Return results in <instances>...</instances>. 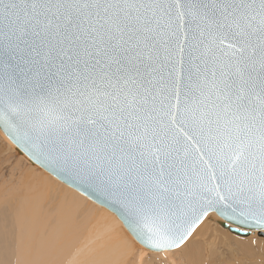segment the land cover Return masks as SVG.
I'll list each match as a JSON object with an SVG mask.
<instances>
[{"label":"snow or ice","instance_id":"obj_1","mask_svg":"<svg viewBox=\"0 0 264 264\" xmlns=\"http://www.w3.org/2000/svg\"><path fill=\"white\" fill-rule=\"evenodd\" d=\"M0 131L149 252L264 233V0H0Z\"/></svg>","mask_w":264,"mask_h":264},{"label":"bare ground","instance_id":"obj_2","mask_svg":"<svg viewBox=\"0 0 264 264\" xmlns=\"http://www.w3.org/2000/svg\"><path fill=\"white\" fill-rule=\"evenodd\" d=\"M0 139L6 154L29 163L24 164V170L18 165L25 174H19L17 181L0 187V264H177V260L173 261L175 251V254L151 253V258H143L148 250L129 235L112 213L33 163L2 131ZM213 221L205 220L182 246L188 247L194 239L204 238L188 252L185 250V260L180 258V264H264V250L255 253L259 247L244 250L241 262L238 258L233 263L222 262L225 254L219 249L224 238L220 234L230 232L216 226L219 220ZM250 235L247 239L229 236L244 243L257 242L264 248V241L254 239L259 232L251 231ZM209 249L214 250L212 255Z\"/></svg>","mask_w":264,"mask_h":264},{"label":"rangeland","instance_id":"obj_3","mask_svg":"<svg viewBox=\"0 0 264 264\" xmlns=\"http://www.w3.org/2000/svg\"><path fill=\"white\" fill-rule=\"evenodd\" d=\"M1 146H2V148H1ZM0 148H1L0 150L2 152L3 151V145L1 143H0ZM0 156H1L0 157V187H3L4 186L6 188L10 184H13L14 181H17V179L19 178V174H21V173L22 174H25V171L22 172V171H19V170H20V168H21V170H24V167H25L24 164L26 163L25 165L26 166H29V163L27 161H24L25 159L24 160H18L17 157L14 154L8 155L4 151H3V154H0ZM27 160L29 161L28 158H27ZM20 161L22 162L21 165L19 163ZM30 164H31V162H30ZM18 165H19L20 168H18ZM42 171H44V170H42ZM58 194H59V191H58ZM3 214H5V213L3 212ZM216 226L218 227L219 225H216ZM221 230L224 231V229H222V228H221ZM210 232H211V230H210ZM228 234L229 235H232L230 233H228ZM220 235H219L220 237H222V238L225 239V240L223 239V241L221 242V248L219 249L220 252H222L223 254H225V255H222V257L224 259L222 262H226L227 261V262H230L231 263V261H232V263H233V262H235V260H238V259H240V262H241V260H242L241 258L244 257L243 251L244 250H247V249H253V248H257V247L261 248V249L256 250V252H255L256 255L261 254L262 253L261 251L264 250V248H262V246H258V243L257 242H252V241L249 242V241H247V243H244L245 241L244 242H240V241L236 240L234 237L231 238L227 234L221 233ZM0 236H2V235H0ZM250 237H251V235L248 236V237H243V238L247 239V238H250ZM222 238H220V239L222 240ZM202 239H204V238H202ZM202 239H197L196 238V239L193 240L192 245H190L188 247L187 246L186 247H182L183 249L180 248L178 250H174L177 253L175 254V252L173 251L174 252L173 254H175L174 255V258H173V261L175 260L174 262H176V260H177L176 263L177 264H180L179 263V260H180V262H181L182 259L185 260L184 259V254H186V253H184L185 250H186V252H188L189 250H191V248L199 245V242ZM234 239L237 242L234 241ZM254 239H257V240H260V241H264V234L259 235V236L255 237ZM136 247L139 248L137 245H136ZM141 249L142 248H140V250L137 249L139 251V252H137V255H140ZM233 251H234V253H233ZM147 252H148V254H146L145 256H143V258H151L152 257L150 254L153 253V252H149V251H147ZM154 254H160V253H154ZM230 254H232V255L230 256ZM180 258H182V259H180ZM233 258H235L234 261L232 260ZM247 258L248 257H246L245 259H247ZM216 259L218 261H220L219 258H216ZM248 260L249 259H247V261Z\"/></svg>","mask_w":264,"mask_h":264},{"label":"water","instance_id":"obj_4","mask_svg":"<svg viewBox=\"0 0 264 264\" xmlns=\"http://www.w3.org/2000/svg\"><path fill=\"white\" fill-rule=\"evenodd\" d=\"M3 132V131H2ZM4 133V132H3ZM5 135V134H4ZM6 136V135H5ZM7 137V136H6ZM10 141H11V143L14 145V146H16L13 142H12V140L9 138V137H7ZM17 147V146H16ZM17 149H18V147H17ZM19 151L20 152H22V153H24L22 150H20L19 149ZM25 154V153H24ZM26 155V154H25ZM27 156V155H26ZM28 157V156H27ZM29 158V157H28ZM32 161V160H31ZM33 162V161H32ZM33 163H35V162H33ZM35 164H37L38 166H40L42 169H44V167L43 166H41L40 164H38V163H35ZM45 170V169H44ZM46 172H48L47 170H45ZM49 173V172H48ZM50 174V173H49ZM50 175H52V174H50ZM55 179H57V180H59L61 183H63V184H65V185H67L68 187H70L71 189H73V190H75V191H77L78 193H80V194H82V195H84L85 197H87L89 200H91L92 202H94V203H96L97 205H99L100 207H102V208H104V209H106L107 211H109L110 213H112L120 222H121V224L123 225V223H122V221L120 220V218H119V216L110 208V207H108V206H106V205H104V204H101V203H99L97 200H95V199H93L92 197H90L89 195H86L85 193H83V192H81V191H79V190H77V189H74L73 187H71L68 183H65V182H63L62 180H60L59 178H57L55 175H52ZM218 223V225L221 227V228H223V229H226V230H228V226L223 222V221H218L217 222ZM124 226V225H123ZM125 228V227H124ZM125 230L127 231V229L125 228ZM229 231V230H228ZM128 232V231H127ZM230 233H232V234H235V235H238V236H241V237H247L248 235H249V232H251V231H248V232H241V233H237V232H235V231H229ZM129 233V232H128ZM259 234L260 235H262V233H260L259 232ZM130 235V234H129ZM131 236V235H130ZM132 237V236H131Z\"/></svg>","mask_w":264,"mask_h":264}]
</instances>
